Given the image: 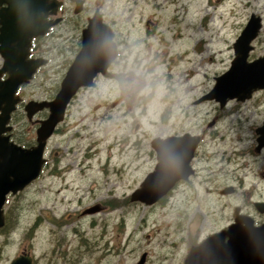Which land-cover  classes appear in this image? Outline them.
Segmentation results:
<instances>
[{"label":"rangeland","instance_id":"374dc122","mask_svg":"<svg viewBox=\"0 0 264 264\" xmlns=\"http://www.w3.org/2000/svg\"><path fill=\"white\" fill-rule=\"evenodd\" d=\"M197 2L201 8L193 4L194 11L185 17H168L172 7L159 18L155 14L154 26L161 35L153 37L150 47L136 49L131 38L144 25L138 24V16L129 20L132 4L113 1L115 17L122 16L121 23L116 19L123 41L116 74L99 77L94 87L76 93L61 130L47 138L48 167L27 190L10 198L7 226L0 231V264H10L23 250L32 251L37 264H137L143 254V264H177L187 252V240H179L188 235L182 226L196 223L194 236L198 224L219 216L216 188L221 184L235 185L240 191L261 187L264 152L251 151L254 117L244 119L230 104L220 108L212 98L196 100L209 93L214 77L229 68L233 43L252 12L262 15L255 53H264V0ZM157 10L139 4V11ZM186 51L188 59L185 54L181 57ZM51 57L55 59L53 52ZM62 69L47 66V75L25 89L27 99L52 100ZM118 82L123 95L118 94ZM236 115L243 122L226 136L223 131ZM212 119L215 122L209 124ZM186 131L204 138L197 157L199 175L191 184L177 187L165 205L123 203L154 169L150 140ZM237 146H248L249 155H236ZM104 200L112 202L108 209L81 214L83 208ZM117 203L123 204L116 207ZM188 205L191 208L184 210Z\"/></svg>","mask_w":264,"mask_h":264},{"label":"flooded vegetation","instance_id":"af4514ba","mask_svg":"<svg viewBox=\"0 0 264 264\" xmlns=\"http://www.w3.org/2000/svg\"><path fill=\"white\" fill-rule=\"evenodd\" d=\"M113 1L114 0H0V129L4 128V130L0 132V143L3 142L6 147L3 151L0 150L1 167L7 162L12 163L11 161H8V159L13 157L10 155L13 145L16 150L17 146L21 148H29L36 143L34 138L36 129L40 126L43 120L48 118L49 108L44 106L40 109H36L35 104L50 101L51 99L41 101L28 100L25 90L27 87L32 86V83L37 79L47 75V66L59 65L63 68V72L65 70L64 66H67L66 71L62 73L61 84L68 67L83 47V39L85 38L90 42L98 41L99 38L101 39V37H103V31L108 29L111 31L112 40L116 46V56L104 74L97 73L94 77V83L96 85L99 77L106 78L116 74L114 67L119 60V57H121V47L123 45V41L121 40L122 36L117 27L118 22L116 19L118 18L121 23L120 18H122V16H117L116 14L115 17L114 12L112 11ZM122 1L132 4L129 20H134L138 16V24L144 25V27H140L141 33L139 31L136 37L131 38L133 42L132 46H136V49H140V46L150 47L153 37L161 35V31H157L156 26H154L156 25V22L153 20L155 14L159 18L163 10L166 8L171 9L172 7V11L166 13V15L168 14V17L171 14H173V17H178L179 15L185 17V15L194 11L191 10L193 4H198L197 0ZM198 1L204 2V0ZM205 2H207V0H205ZM142 3H144L146 7L150 6L152 9L158 8L159 10L152 13L139 11V4ZM198 5L199 7L201 6L200 3ZM178 6L179 10H177V12L176 9ZM252 15L259 17L262 21L261 14L252 12L249 16L251 17ZM145 20L146 22H144ZM150 24L152 25V28H149ZM146 28L148 30H146ZM261 31L262 25L256 37L250 43L252 48L248 53V61H252L261 56L255 53V42L260 37L262 33ZM52 52L55 54V59L51 57ZM118 80L119 79L116 81ZM59 87L57 91L59 90ZM84 88L85 87L83 86L80 87L76 93ZM117 91L120 95L124 94L121 82H118ZM249 92V95L243 99H238L237 97L226 98L223 103L216 98L212 99L219 104L220 108H224L230 104L229 106L232 110L241 113L244 119L248 116L254 117V122L252 123L251 128L253 129L255 145H253L251 151L257 154L264 152V85L252 88ZM207 94L208 92L203 94L196 100V102H200L204 99L210 100L211 98L205 97ZM227 109L229 112L230 108ZM67 110L68 106L63 120L56 125L49 138H52L57 131L61 130L60 125L66 119ZM257 117H260L259 121H256ZM235 119L236 120L232 121V124H229L228 128L224 130L225 133L227 132L225 135L230 134L233 127L241 125V117L236 115ZM228 120L231 121L232 117L230 116ZM214 122L215 119H212L209 124ZM186 133L198 137V143L189 161L191 173L186 180H177L166 194L151 205H165L168 201V197L171 196L170 194H172L177 187L191 184L193 181L192 178L197 174L199 175L200 167L197 166V157L204 138L201 134H193L188 131L183 132V134ZM181 135L182 134L157 135L150 140L149 145L152 150H150L149 153L150 156L153 155L154 157V169L156 164L160 161L159 157L161 158L164 156L158 154L165 148V142H163V140ZM232 136L233 138H237V134ZM154 139L158 140L154 143L155 145L152 144ZM49 142L50 141L48 140L44 147V160L38 177L25 184L22 189H19L16 192L8 191L5 194L3 203L0 207L1 216L3 218L0 231L7 226V206L10 198L27 190V187L32 185L35 180H38L48 167V153L50 151ZM238 149L241 151H238ZM234 151L236 155L239 156L249 155L248 146H242L241 148H238L237 146ZM3 152L9 153L6 159H3ZM262 158H264V155H262ZM244 163L248 164L246 161ZM6 177L9 180L12 178L11 174H8ZM261 177L264 178L263 171L261 172ZM240 182H242V180H240ZM260 182L263 183L261 184V187L254 189L249 188L246 191H240L239 187L236 188L235 185L232 184H221L219 188H216L215 190L218 194V200L221 201V212H219V216L209 219L207 224H204L205 222L201 225L198 224L200 227L194 236L193 234L198 227L196 223L190 221L189 225L185 228L182 226L184 230L186 229L188 235L186 236L187 239H185V235L182 234L179 237V240H187V252L183 260L180 261L177 259V264H186V258L191 248L201 244L214 234L219 235L214 239L217 243L218 249H220V251L217 252V255L222 258V261L218 264H264V181ZM139 187L140 185L133 191ZM131 194L129 198L126 197L124 201L122 200L123 203L129 202V200L131 201ZM111 204L112 202H110V200H104V202H98L83 208L81 214H96L108 209ZM122 204L117 203L116 207L122 206ZM190 208L191 205H188L184 210ZM213 220H215L214 228H212ZM37 223L38 220H36L34 225L31 226V230ZM177 223L181 224L179 220H177ZM51 237H48V240H50ZM18 256H29L31 264H37V257L32 251L23 250L14 258ZM142 256L144 257V254ZM192 263L207 264L208 262H203L202 256L200 261H193ZM208 264L214 263L210 262Z\"/></svg>","mask_w":264,"mask_h":264},{"label":"water","instance_id":"95a60500","mask_svg":"<svg viewBox=\"0 0 264 264\" xmlns=\"http://www.w3.org/2000/svg\"><path fill=\"white\" fill-rule=\"evenodd\" d=\"M260 27V18L252 15L233 43L234 57L229 68L215 77V84L205 97L216 98L221 103L226 98L243 99L249 95L252 88L264 85V54L252 61L247 60L248 53L252 48L250 43L256 37ZM103 33V37L98 41L90 42L83 39V47L68 67L54 98L35 104L36 109L44 106L49 108L48 118L43 120L36 130V145L26 149L17 146L16 150L13 145L10 152L13 157L8 159L12 163L6 161L4 166L0 165V207L8 191L16 192L22 189L25 184L39 174L44 160L42 154L46 140L56 124L62 120L72 96L82 86H94V77L97 73L104 74L114 60L116 46L112 40L111 31L105 29ZM3 130L4 128H1L0 132ZM157 141L154 139L152 144L155 145L154 143ZM163 142H165V148L158 154L164 156L161 158L158 156L160 161L156 164L155 169L148 173L140 187L132 192V201L138 200L145 204L154 203L166 194L177 180H186L191 173L189 161L198 143V137L186 133L170 137ZM4 148L6 149L4 143L1 142L0 150L3 151ZM7 155L9 153L3 152V159H6ZM8 174L12 176L10 180L6 177ZM2 222L0 210V226ZM217 236L219 235L214 234L201 244L192 247L187 255L186 264H194L192 262L200 261L202 256L203 262L218 264L222 261V258L217 255V252L220 251L214 240ZM143 261L144 257L142 256L137 264H143ZM10 264H31V260L29 256H18Z\"/></svg>","mask_w":264,"mask_h":264},{"label":"bare ground","instance_id":"6f19581e","mask_svg":"<svg viewBox=\"0 0 264 264\" xmlns=\"http://www.w3.org/2000/svg\"><path fill=\"white\" fill-rule=\"evenodd\" d=\"M200 8H201V7H200ZM183 41H184V40H183ZM184 43H185V42H184ZM184 54H185V56H186V59H188V57L190 56L189 53L186 51L185 53H182L181 57H182ZM182 58H183V57H182ZM184 58H185V57H184ZM189 59H190V58H189ZM183 60H184V59H183ZM160 63L162 64V63H164V61H161ZM178 63H179V62H178ZM164 97H165V95H164ZM162 99H163V97H162ZM160 103H162V102H160ZM161 105H162V104H161ZM226 115H227V114H226ZM250 121H251V120H250ZM250 121H248V122H250ZM242 122H243V121H242ZM248 122H247V123H248ZM247 123H246V124H247ZM238 124H239V123H238ZM246 126H247V125H245V127H246ZM236 128H237V127H236ZM243 128H244V127H243ZM243 128H241V129H243ZM243 131H244V129H243ZM223 132H224V131H223ZM226 133H227V132H226ZM237 133H238V132H237ZM246 133H247V132H246ZM219 134H220V133H219ZM223 134H224V133H223ZM239 134H240V133H239ZM229 135H230V134H229ZM226 136H227V135H226ZM231 136H232V135H231ZM240 136H241V135H240ZM246 136H248V135L245 134V137H246ZM218 137H219V136H218ZM220 138H221V137H220ZM229 138H230V136H229ZM232 138H233V137H232ZM240 138H241V137H240ZM247 138H248V137H247ZM214 140H215V139H214ZM216 140H217V139H216ZM236 140H237V139H236ZM226 141H227V140H226ZM233 141H235V140H233ZM223 142H225V141H223ZM236 142H237V141H235V143H236ZM241 142H242V141H241ZM239 144H240V143H239ZM241 145H242V143H241ZM240 147H242V146H240ZM243 147H244V146H243ZM238 151H241V150L238 149ZM220 153H221V152H220ZM211 154H212V153H211ZM218 155H219V154H218ZM211 156H212V155H211ZM213 156H214V155H213ZM215 156H217V155H215ZM219 160H220V159H219Z\"/></svg>","mask_w":264,"mask_h":264}]
</instances>
